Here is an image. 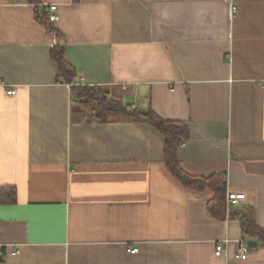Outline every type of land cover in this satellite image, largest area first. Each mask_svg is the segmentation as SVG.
Masks as SVG:
<instances>
[{"label":"crops","instance_id":"1","mask_svg":"<svg viewBox=\"0 0 264 264\" xmlns=\"http://www.w3.org/2000/svg\"><path fill=\"white\" fill-rule=\"evenodd\" d=\"M49 4L53 31L36 18ZM56 44L79 84L183 122L181 168L223 175L244 200L212 215L213 192L168 172L149 123L75 119ZM5 186L15 197L0 202V264H264L256 240L235 257L237 216L264 229V0H0Z\"/></svg>","mask_w":264,"mask_h":264},{"label":"trees","instance_id":"2","mask_svg":"<svg viewBox=\"0 0 264 264\" xmlns=\"http://www.w3.org/2000/svg\"><path fill=\"white\" fill-rule=\"evenodd\" d=\"M38 5L40 0H26ZM46 8L36 12V18L43 22L48 31H53L50 26ZM56 35L58 33L54 31ZM50 57L57 67V81L68 84L70 94L74 99L72 115L79 121H141L149 123L158 129L165 138L163 162L168 172L176 178L185 188L195 191L210 190L213 197L208 201V210L218 218L226 216V181L221 174L209 177L195 176L184 171L177 158L178 148L189 139V132L181 121L164 120L153 111L139 112L131 106L125 105L118 97H107L108 90L102 86L81 85L76 81V70L63 56V46L56 44L51 48ZM15 197L12 186L0 188V202H11ZM229 216L230 213H229ZM245 240H256L264 246V229L254 219L246 215L237 216ZM250 249V248H249Z\"/></svg>","mask_w":264,"mask_h":264},{"label":"built area","instance_id":"3","mask_svg":"<svg viewBox=\"0 0 264 264\" xmlns=\"http://www.w3.org/2000/svg\"><path fill=\"white\" fill-rule=\"evenodd\" d=\"M56 9H57V6L55 4H49L45 9L50 22H56L59 19V16L56 12ZM6 93L8 95H14L15 89L14 88H8L6 90ZM244 198H245V194L243 192H239V193L228 192V193H226L227 208L237 205L240 201L244 200ZM229 242H230V240L228 238H225V239L217 242L215 244V248H214L215 256H217V257L222 256L225 253V251L227 249V245ZM236 244H237V248H236L235 257L239 260L247 259L249 248H250V246L247 243V240H245L244 238H239L236 240ZM139 250H140V248L137 246L126 247V252L129 254H136L139 252ZM1 255H2V253L0 251V256Z\"/></svg>","mask_w":264,"mask_h":264},{"label":"water","instance_id":"4","mask_svg":"<svg viewBox=\"0 0 264 264\" xmlns=\"http://www.w3.org/2000/svg\"><path fill=\"white\" fill-rule=\"evenodd\" d=\"M247 243L250 247H255L257 245V242L255 240H248Z\"/></svg>","mask_w":264,"mask_h":264}]
</instances>
